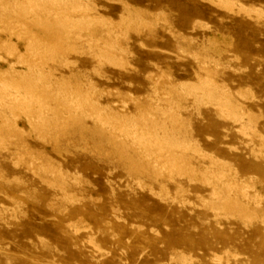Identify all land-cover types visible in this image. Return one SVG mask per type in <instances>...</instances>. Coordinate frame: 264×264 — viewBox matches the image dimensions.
<instances>
[{
	"label": "rangeland",
	"instance_id": "rangeland-1",
	"mask_svg": "<svg viewBox=\"0 0 264 264\" xmlns=\"http://www.w3.org/2000/svg\"><path fill=\"white\" fill-rule=\"evenodd\" d=\"M46 2L40 4V12L38 9L33 11L39 13L36 16L32 14L35 20H30L41 24L44 20L48 21L44 23L50 24L48 28L46 25L38 27L35 23L30 24L28 18L32 11L22 5L14 7L10 4L9 11L11 7L16 10V6L19 11L13 9L15 13L12 10L10 14H4L1 11L6 1L0 0V16L3 18L0 17L1 73L8 71L11 65L17 71H26V65L16 61V55L9 56L8 49L12 46L17 49V54L28 59L30 66H36H31V69L41 72V81L36 85L40 94L56 96V83L62 77L69 78L72 89L89 94L88 97L92 94L90 98L96 101V109L101 114H135L139 108L141 112H146L155 104L165 112L169 101L171 104L177 102L174 105L178 108L172 104V117L168 114L161 116V112L152 108V113L156 111L157 115L155 112L152 114L154 118L146 117L147 125L152 127L150 120L151 123L154 119L167 120V126L180 131L182 138L190 142L191 149L184 156L193 167L203 170L213 161L220 162L226 166L225 170H231L238 182L249 185V196L256 194L259 199L253 201V197H249L245 200L254 215L252 222L240 219L234 212H230L231 216L227 211H210L214 209L210 187L197 179L198 176L195 177L197 183L193 180V184L188 179L191 174L188 173V177L187 172H184L187 177L177 171L178 174L172 171V177L167 172L159 177L160 174L146 165L145 159L133 153V148L126 151L130 157L124 159L122 152L125 150L118 149L113 143L115 141L107 135L109 127L89 118L91 109H83L88 115H78L85 128L69 125V122L61 127L63 131L60 132V128L57 131H41L42 125H34V132L18 111L16 113H21V119L18 117L17 126L23 131L17 132L19 138H11L17 135L16 132H1L3 137L6 135V140H11L4 141L2 137L4 145L0 142V264H264V0H236L247 9L262 10V16L240 13L237 7L227 11L211 0H88L86 5L91 10L86 16L99 18L95 20L98 23L94 21L88 29L82 25L83 29L79 26L72 29L70 25L73 24L61 18L64 13L55 16L58 19L54 20L51 13L54 14L55 7ZM16 12L22 14L16 16L19 19L25 12L28 16L24 18L26 23L23 18L20 21L15 19ZM134 12L139 14L136 16ZM128 16L133 20L139 17L137 22L132 23L130 21L133 20L125 19ZM21 21L27 30L20 29ZM59 24L61 28L56 26ZM77 36L81 37L80 40ZM36 37H40L39 42L44 44L42 48L37 42V48L44 50L50 45L58 50L42 52L40 59H32L25 50L27 44L34 47L30 42ZM109 44L114 50L103 52ZM208 75L215 87L228 92L240 105L245 114L243 124L250 120L251 130L242 132L240 125L226 119L206 96L207 100L204 96L201 99V95H192L200 98L199 101L195 99V103L191 95L186 96L194 83V87L199 86L202 80L211 83L205 79ZM9 76H0V79H18L16 75ZM182 85H186V90ZM89 88L92 90L89 91ZM64 90L59 95L62 105L67 99L68 86ZM0 91L4 92L1 87ZM1 92L0 96L6 94ZM48 103L53 104L51 101ZM103 131L105 136L101 135ZM116 132L118 130L111 132L113 137ZM21 134L24 135L21 137ZM21 143L27 149H18ZM6 146L8 151L3 149ZM113 148H117L115 154ZM19 151L26 152L24 162L20 159L24 157L23 153ZM46 156L59 163L69 175L67 190L70 196L67 194L66 198H69L66 200H62L51 185L48 186L51 184L49 176L35 167L38 162L35 160L41 162ZM136 161L142 164L135 165ZM30 166L32 169H29ZM135 166L140 167V171ZM127 168V171L134 168L133 174L132 171L128 173ZM36 171L40 173L37 175ZM71 198L73 201H70Z\"/></svg>",
	"mask_w": 264,
	"mask_h": 264
},
{
	"label": "bare ground",
	"instance_id": "bare-ground-1",
	"mask_svg": "<svg viewBox=\"0 0 264 264\" xmlns=\"http://www.w3.org/2000/svg\"><path fill=\"white\" fill-rule=\"evenodd\" d=\"M6 1V5L3 7L0 8V10L2 9L1 12H3L4 14L6 12H10L14 9L13 7H11L12 10H8V8H10V4H12L13 6L14 5H22L23 8L25 6V9L27 8V10H30L32 11L29 12L31 13V17H32V14L33 15H39L38 12L36 13H33V11H35V9H40V4H43L44 1H47L46 3L51 4V7L54 8L55 7V11L54 14H52V16L55 18V16H57L58 14H63L64 13V16L61 17L64 19V21H68L70 23H72L73 25H70L73 28H77L76 26H79V28L83 29L84 27H86L87 29L92 26V24L94 23L95 20L99 19L98 16H96L97 18L95 17H91V16H86L88 15L87 13L90 12V10L88 9V5H86V3H88L87 1L88 0H23V1ZM213 4H215L216 6H218L219 8L220 7H223L225 8L227 11H233L234 8H238V11L243 12L245 14H249V13H255L257 14L258 16H262L263 15V12L262 10H254V9H247L245 6L243 5H240L241 3L240 2H236V0H211ZM209 2V1H208ZM240 3V4H239ZM1 4V3H0ZM45 4V3H44ZM89 4V3H88ZM91 4V3H90ZM18 6H16V10L15 11H19L18 10ZM40 6V7H39ZM92 6V5H91ZM15 7V6H14ZM20 7V6H19ZM93 7V6H92ZM46 9V7H44ZM90 8V7H89ZM236 8V9H237ZM44 9V12L47 10ZM49 9V7H48ZM128 9V8H127ZM13 10V13H15ZM23 10V9H22ZM54 10V9H52ZM51 10V11H52ZM131 10V9H130ZM21 11V10H20ZM24 11V10H23ZM22 11V12H23ZM48 11V10H47ZM125 11V10H123ZM237 11V12H238ZM26 12V11H25ZM25 12L23 13V19L22 21L24 20V18H27L25 16ZM40 12V11H39ZM42 12H43V9H42ZM66 12V13H65ZM129 12V11H128ZM137 12V11H136ZM17 13V12H16ZM20 14V12H18ZM17 13V15H14L15 16V19L17 20H21L19 19V17L17 18L16 16H18L19 14ZM49 15H50V12H48ZM133 13V12H132ZM4 14H1V15H4ZM85 14V15H84ZM92 14V13H91ZM126 14H127V10H126ZM125 14V15H126ZM134 14H139V13H135ZM12 15V13H11ZM22 15V14H20ZM19 15V16H20ZM27 15H28V12H27ZM46 14H44L45 16ZM77 15H80V16H77ZM84 15V16H83ZM141 15V14H140ZM139 15V16H140ZM48 16V15H47ZM59 16V15H58ZM123 16V15H122ZM127 16V15H126ZM130 16V15H129ZM128 17H125V19L129 18ZM135 16V15H134ZM133 16V18L135 19V17ZM138 16V17H139ZM1 17V16H0ZM4 17V16H3ZM29 17L28 19H33V17L31 18ZM38 17V16H37ZM138 17L136 19H138ZM142 17V16H140ZM144 17V16H143ZM147 17V16H146ZM2 18V17H1ZM36 18V17H34ZM58 19V17H56ZM56 18L54 20H56ZM60 18V17H59ZM3 19V18H2ZM10 19V18H9ZM14 19V17H13ZM14 19V20H15ZM38 19V18H37ZM47 19V18H46ZM63 19H62V22H63ZM121 19H124V18H121ZM130 20H133L131 18H129ZM128 19V20H129ZM133 20V21H130V22H137V20ZM141 19V18H140ZM12 20V19H11ZM10 20V21H11ZM43 20V18H42ZM51 20V19H50ZM101 20V19H100ZM157 20V19H156ZM155 20V21H156ZM3 21V20H2ZM16 21V20H15ZM17 21V22H19ZM21 21V22H22ZM28 21V20H26ZM38 21H40V19H38ZM53 21V19L51 20ZM108 21V20H107ZM107 21H105L104 23H106ZM123 21V20H122ZM153 21V20H152ZM25 22V20H24ZM36 21H34L33 23H35ZM42 22V21H40ZM45 22H48V21H43V23H35L38 27L39 26H45L46 25V28H48L50 26H48V24H44ZM96 23H98V21H95ZM103 22V21H102ZM128 22V21H126ZM143 22L142 20L140 21V23ZM11 23V22H10ZM26 23V22H25ZM31 20H30V24H31ZM32 23V24H33ZM51 23V22H50ZM67 23V22H66ZM68 23V24H70ZM113 23V22H112ZM111 23V24H112ZM123 22H121L122 24ZM125 23V22H124ZM149 22H147L148 24ZM154 23V22H153ZM15 24L17 25V23L15 22ZM29 25V23H27ZM34 24V26H35ZM44 24V25H43ZM56 22L53 24V26H55ZM66 24V25H68ZM117 24V23H116ZM120 24V23H119ZM120 24V25H121ZM136 24V23H135ZM142 24V23H141ZM152 25V23H150ZM156 24V23H155ZM14 24L12 23L11 26H13ZM61 24L59 25H56V26H59L60 27ZM65 25V26H66ZM84 26L83 28L81 27ZM145 25V23H144ZM32 26V25H31ZM96 26V25H95ZM143 26V25H142ZM140 26V27H142ZM149 26V25H147ZM155 26V25H153ZM2 27V25H1ZM6 27V26H5ZM18 27V26H17ZM19 27L20 29L22 28L24 30H27V26L22 22L19 24ZM18 27V28H19ZM52 27V26H51ZM62 28L63 27V23H62ZM60 27V28H61ZM67 27V26H66ZM117 27V26H116ZM136 27V26H135ZM151 27V26H150ZM43 28V27H41ZM45 28V27H44ZM43 28V29H44ZM78 28V29H79ZM113 28V27H112ZM118 28V27H117ZM122 28V27H121ZM156 28V27H155ZM14 29V28H13ZM38 29V28H36ZM70 29V30H72ZM92 29V28H91ZM120 29V28H118ZM144 29V28H143ZM7 30V29H6ZM29 30V29H28ZM53 30V29H52ZM57 30V29H56ZM61 30V29H60ZM66 30V29H65ZM117 30V29H116ZM115 30V31H116ZM43 31V30H42ZM81 31V30H80ZM87 31V30H86ZM48 32V31H47ZM53 32V31H52ZM70 32V31H69ZM1 33V32H0ZM17 33V32H16ZM21 33V32H20ZM19 33V34H20ZM28 33V32H26ZM51 33V32H50ZM62 33V32H61ZM86 33V32H85ZM119 33V32H118ZM57 34V33H56ZM55 34V35H56ZM63 34V33H62ZM66 34V33H65ZM64 34V36H65ZM90 34V33H89ZM133 34V33H132ZM10 35V33H9ZM18 35V34H17ZM32 35V34H31ZM41 35V34H39ZM59 35V34H58ZM93 35V34H92ZM91 35V36H92ZM57 36V35H56ZM61 36V35H60ZM91 36H89L88 38H90ZM30 37V36H29ZM63 37V36H62ZM61 37V38H62ZM67 37V36H65ZM27 38V37H26ZM31 39L33 37H30ZM37 39L33 40L32 42L30 43H33L34 44V47L31 45V44H27L26 46V52L27 55L31 56L32 59L36 58V57H41V53L42 52H50V53H53V50H58L57 48H52L50 45H49V48L46 47V49L44 48V50H42L41 48H37L36 46V43L39 42V39L40 37H36ZM39 38V39H38ZM68 38V37H67ZM76 38V37H75ZM77 38L80 40V38L77 36ZM76 38V39H77ZM16 39V38H15ZM53 39V38H52ZM60 39V38H59ZM84 39V38H83ZM10 40V39H9ZM42 40V39H41ZM40 40V41H41ZM58 40V38H57ZM62 40V39H60ZM65 40H68L65 38ZM64 40V41H65ZM98 40V39H96ZM53 41V40H52ZM78 41V40H77ZM208 41V40H207ZM5 42V41H4ZM3 42V44H4ZM28 42V41H27ZM47 41H45V46H47L46 44ZM58 42V41H56ZM55 42V43H56ZM61 42V41H60ZM59 42V43H60ZM63 42V41H62ZM88 42V41H87ZM97 42V41H96ZM1 43V42H0ZM29 43V42H28ZM41 47L43 46L44 47V44L42 45L41 42H39ZM39 43H38V46H39ZM43 43H44V40H43ZM69 43V41H68ZM85 43V42H84ZM61 44V43H60ZM59 44V45H60ZM66 44V42L64 43ZM36 45V46H35ZM52 45V44H51ZM62 45V44H61ZM86 45V43H85ZM9 46V44L7 45ZM6 46V47H7ZM11 46V45H10ZM67 46V45H66ZM88 46V45H87ZM211 46V45H210ZM215 46V44H214ZM42 47V48H43ZM58 47H61V46H58ZM69 47V46H67ZM66 47V48H67ZM80 47V46H78ZM97 47V46H96ZM105 47V46H104ZM116 47V46H115ZM204 47V46H203ZM94 48V46H93ZM99 48V47H98ZM8 49V48H7ZM65 49V48H64ZM89 49V48H88ZM96 49V48H95ZM61 50V48H60ZM69 51V49H67ZM70 50H72L70 48ZM105 51H113L114 48H113V45L112 44H109L106 46V49H103L102 51L104 52ZM66 51V50H65ZM120 51V50H119ZM204 51V50H203ZM75 52V51H74ZM93 52V51H92ZM205 52V51H204ZM17 49L13 48L12 46L9 47L8 49V54L9 56H15L17 57L16 61L18 60L19 63L21 64H24V66L26 65V71H17L15 70L12 65L9 66V70L8 71H5L4 73H1L0 72V76L3 77V76H9V75H16V77L18 76V79H12L13 77H11L10 80H1L0 79V87L2 89V91H4L6 94L4 96H0V138H1V143L3 142V139H5L4 136L1 134V132H3L2 130H6L7 131H12V132H22V129H19V127L17 126V120H19V115L22 113L23 117H24V121L27 123V125L30 127V130H33L34 132L36 131V127L34 128V125H42V128H41V131H57L59 128L60 130H58V132L60 131H63L61 130L63 126H65L66 124H69V122L71 124L69 125H72V124H75V125H81L82 128H85L86 125H84L83 121L81 120V117L78 116L79 114H81L83 116V114H87L88 113H85L83 112V109L85 108H88L89 110L91 109V112L92 114L89 116L90 119H92L93 122H98V123H101L102 125H105V126H108L109 128H107L108 130L107 131V135H109V139H112L114 140L115 142H113L115 144V146L118 148V149H121V150H125V152L121 151L124 155V159L125 157H130V153L129 152H126L128 149H131L133 148L135 150V152L133 151V153H137L139 154L140 157H142L143 159H145L146 161V165H149L151 166V169H153L154 172L158 173L159 177H161L164 172H167V174L169 173V175H171L172 177V174L174 173H177V172H180V173H184V172H187L186 174L188 175L189 177V174H191V176L188 178L190 179V181H192V184L195 182V177H199L197 179H200V181L202 183H204L205 185L209 186L210 187V195L212 197V200H208L209 202L211 201L212 205H213V208L214 209H210V211H214V212H228V213H236L237 216L240 217V219L242 218L244 221H247V220H252L254 218V215L252 214V211L249 210L247 204L245 203V200H248L249 197H253V201H255L254 199L258 200L259 197L258 195L255 194V196H249V194L247 193V189L250 188L248 187L249 185L244 183V182H238L236 180V177L233 176L231 174V170H225V165L222 166L220 164V162H217V161H213L211 164H209L210 166L209 167H206L204 168L203 170H197L195 167H193L187 160L184 156V153L189 151L191 149V144L190 142L184 140L182 138V135L179 134L178 131H176L174 128L170 127V126H167L166 124V121H162L158 119V121H155V119L153 120V122L151 123V120H150V125H152V127H149L147 125V121H146V117H151V118H154V114L156 111L157 112H161V116H164L166 114L169 115V117H172L171 116V113H172V110H173V107L175 106L174 104H177L172 102V105L171 102L169 101V107L166 108L167 110L165 112H163L161 109H159V106H157V104H155V107H152L154 108L155 112L152 113V108L150 110H146V112H141L140 108L138 110H136L135 114H132V113H126V112H122V113H110V114H101L100 111H97V103L94 99H91L92 98V94L90 95V97H88V95H86L84 92V95L83 96V93L80 92L78 89H72L71 88V83H69V78L68 79H64L61 77L60 81H58L56 83V85L58 86V91L56 93V96L54 97H51L49 95H46V94H40L39 91H38V88H36V85L37 83H39L41 81V72L37 69H31L32 67L34 66H30L29 65V62L27 61L28 59H24L23 56L24 55H19L17 54ZM90 53V52H89ZM107 53V52H106ZM195 53V52H194ZM43 54V53H42ZM73 54V53H72ZM112 54V53H111ZM196 54V53H195ZM204 54V53H203ZM57 55V54H56ZM119 55V54H118ZM97 56V54H96ZM101 56V54H100ZM106 56V55H105ZM186 56V55H185ZM104 57V56H103ZM102 57V58H103ZM109 57V56H108ZM114 57V56H113ZM190 57V56H189ZM196 57V56H195ZM199 57V56H198ZM197 57V58H198ZM29 58V57H28ZM45 58V57H43ZM98 58V56L96 57ZM111 58V57H110ZM109 58V59H110ZM201 58V57H200ZM205 58V57H203ZM202 58V59H203ZM40 59V58H39ZM2 60V59H1ZM31 60V59H30ZM38 60V59H37ZM48 60V59H47ZM66 60V59H65ZM100 60V59H99ZM197 60V59H196ZM205 60V59H204ZM209 60V58H208ZM212 60V59H211ZM21 61V62H20ZM32 61V60H31ZM36 61V60H35ZM54 61V60H53ZM64 61V60H63ZM111 60H109L110 62ZM117 61V60H115ZM210 61V60H209ZM213 61V60H212ZM211 61V62H212ZM55 62V61H54ZM104 62V61H103ZM119 62V61H118ZM200 62V61H199ZM206 62V61H205ZM45 63V62H44ZM113 63V62H111ZM115 63V62H114ZM197 63V62H196ZM207 63V62H206ZM40 64V63H39ZM46 64V63H45ZM70 64V63H69ZM117 65V62L115 63ZM215 64V63H214ZM201 65V63H199V66ZM217 65V63H216ZM39 66V65H38ZM203 66V65H202ZM206 66V65H205ZM36 67V66H35ZM34 67V68H35ZM125 67V66H124ZM208 67V65H207ZM225 67V66H224ZM42 68V67H41ZM123 68V67H122ZM223 68V67H222ZM205 69V68H204ZM203 69V70H204ZM43 70V69H42ZM200 70H201V67H200ZM202 70V71H203ZM218 70V69H217ZM216 70V71H217ZM123 71V70H122ZM206 71H208V74H209V70L206 69ZM212 72V71H211ZM126 73V72H125ZM215 74V72H212ZM151 75V74H150ZM207 75V74H206ZM210 75V74H209ZM205 76V79L209 82H211L210 80V76ZM62 76V75H61ZM149 76V75H148ZM10 77V76H9ZM160 77V76H159ZM167 77V76H166ZM197 77V76H196ZM210 77V78H208ZM7 78V77H5ZM56 78V77H54ZM148 79V78H147ZM204 79V78H203ZM162 80V78H161ZM200 80V79H198ZM197 80V81H198ZM204 81V84H201L203 83ZM158 82V81H157ZM156 82V83H157ZM169 82V81H168ZM201 83H198L199 86L197 87H194L193 85L195 84H190L192 85V87H189L190 90L188 91L187 90V93H186V96L189 95V97H191L192 95L193 96H200L201 97H207L209 98L208 100H210L211 102L213 101V103H210V104H213V106H215L216 110H218L223 116L225 115L227 118L226 119H230V121L234 122V124H239L240 125V130L243 132L244 130V133L245 131H249L251 130V125H250V120L246 123L243 124V118L245 117V114L242 112V108L240 107V105H238V103L233 100V98L228 95V92H224L222 91L221 89H219V87H215V83L212 84L211 83H208V82H205V80H202L200 81ZM154 83V84H156ZM207 83V84H206ZM201 84V85H200ZM212 84V86H211ZM158 85V84H157ZM189 85V84H188ZM188 85H187V89H188ZM189 85V86H190ZM197 85V84H196ZM195 85V86H196ZM207 85V86H206ZM43 86V85H42ZM41 86V87H42ZM66 86H68L69 90L67 91V95L65 93L66 96H67V99H66V102L64 105H62L59 100H60V97L59 95L62 93V90H64L66 88ZM89 87V84L87 85ZM92 85H90L91 87ZM184 88V90H186V85H182ZM63 87V88H62ZM212 87V88H211ZM223 87V86H222ZM45 88V87H44ZM49 88V87H47ZM181 88V86H180ZM176 89V87H175ZM44 90V89H43ZM92 90L89 88V91ZM182 90V89H181ZM45 91L46 88H45ZM65 91V90H64ZM152 91V90H151ZM173 91V90H172ZM183 91V90H182ZM1 92V91H0ZM4 92H1V93H4ZM42 92V91H41ZM51 92V91H50ZM53 92V90H52ZM88 92V91H86ZM157 92V91H156ZM240 92V91H239ZM45 93V92H44ZM153 93H154V89H153ZM171 93V92H170ZM174 93V92H173ZM177 93V92H176ZM180 93V92H179ZM185 93V91H184ZM48 94V93H47ZM62 94V95H63ZM175 94V93H174ZM183 94V93H182ZM230 94V93H229ZM52 95V94H51ZM185 95V94H183ZM182 95V96H183ZM191 95V96H190ZM129 96V95H128ZM127 96V97H128ZM157 96V94H156ZM155 96V97H156ZM165 96V95H164ZM167 96V95H166ZM165 96V97H166ZM176 96V95H175ZM179 96V95H177ZM192 96V98H194ZM240 96V95H239ZM245 96V94H244ZM131 97V96H130ZM154 97V96H153ZM162 97V95H161ZM163 97V98H165ZM173 97V96H172ZM205 97V98H206ZM243 97V96H242ZM64 98V97H62ZM179 98V97H178ZM181 98V97H180ZM200 98H194V102L199 101L198 99ZM206 98V100H207ZM154 99V98H153ZM153 99L151 101H153ZM160 98L158 97L157 100H159ZM166 99V98H165ZM163 99V100H165ZM170 100V97L168 98ZM196 99V100H195ZM202 99V98H201ZM204 99V98H203ZM247 99V98H246ZM252 99V98H251ZM64 101V99H62ZM155 100V99H154ZM48 101L50 102H53V104H50L48 103ZM156 101V100H155ZM161 101H162V98H161ZM160 101V102H161ZM168 101V100H167ZM159 102V104H160ZM163 102V101H162ZM64 103V102H63ZM150 103V102H149ZM155 103V102H154ZM153 103V104H154ZM180 103V102H179ZM185 103H186V100H185ZM207 104V103H206ZM192 105V104H191ZM150 107V106H149ZM176 108H178V105L175 106ZM195 107V106H194ZM212 107V106H211ZM17 108L14 112V109ZM138 108V107H137ZM160 108H161V105H160ZM164 107H162L163 109ZM5 110H8V112H5ZM20 109V110H19ZM59 109H62L61 111H59ZM149 109V108H148ZM175 109V108H174ZM183 109V108H182ZM159 110V111H158ZM18 111H21V113L18 115L16 112ZM157 112L155 113L157 115ZM174 112V111H173ZM18 115H16V114ZM19 113V112H18ZM153 114V115H152ZM248 114V113H247ZM60 115V117H59ZM21 116V115H20ZM86 116V115H85ZM221 116V115H220ZM244 116V117H243ZM249 116V115H247ZM19 117V118H18ZM159 117V116H158ZM178 117H181L178 115ZM79 118V119H78ZM150 118V119H151ZM21 119V118H20ZM171 119V118H170ZM168 119V120H170ZM247 119V118H246ZM149 121V119H148ZM172 121H173V118H172ZM176 121V119H175ZM168 122V121H167ZM187 122V121H185ZM184 122V123H185ZM231 122V123H232ZM171 123V122H170ZM182 123V124H184ZM10 124V125H8ZM174 124V123H173ZM176 124V122H175ZM174 124V125H175ZM180 125V126H184V125ZM236 124V125H237ZM171 125V124H170ZM189 125V124H188ZM173 126V125H171ZM76 127V126H75ZM78 127V126H77ZM176 127V126H175ZM189 127V126H188ZM72 128V127H71ZM105 129V127H104ZM178 129V127H177ZM180 129V128H179ZM189 129V128H188ZM40 130V129H39ZM101 130H103L101 128ZM116 132V136L113 137L112 136V133H114L115 131ZM175 130V131H174ZM67 131V130H66ZM114 131V132H113ZM11 132V133H12ZM33 132V133H34ZM65 132V131H64ZM112 132V133H111ZM40 133V132H39ZM120 135H118V134ZM4 134V133H3ZM6 134V133H5ZM10 134V132H9ZM8 134V135H9ZM25 134V133H24ZM23 134V135H24ZM45 134V133H44ZM43 134V135H44ZM49 134V132H48ZM50 134L52 135L53 132H50ZM122 134V135H121ZM2 135V136H1ZM7 135V137H8ZM13 133L10 135L12 136ZM21 134V137L23 136ZM47 135V134H46ZM101 135L105 136L106 135V132L104 133V131L101 133ZM243 135V134H242ZM9 136V137H10ZM15 136V137H14ZM18 136V133L17 135L14 134L11 138H17ZM50 136V135H49ZM3 137V139H2ZM48 137V136H46ZM11 138L9 139V141L11 140ZM19 138V137H18ZM50 138V137H48ZM8 139L4 140V141H8ZM23 139V138H22ZM19 139H17L18 141ZM47 140V138H46ZM51 140V139H50ZM59 140V139H58ZM57 140V141H58ZM261 140V138H260ZM22 141V140H21ZM45 141V140H44ZM263 141V140H262ZM111 141H109L110 143ZM0 143V144H1ZM4 143V142H3ZM2 143V144H3ZM9 144V143H7ZM22 145L21 146H18L21 150H25V148L27 149L26 145L24 143H21ZM111 144V143H110ZM113 144V145H114ZM4 145V144H3ZM11 145V144H10ZM113 145H110V146H113ZM16 146V145H15ZM113 146V147H115ZM11 147V146H10ZM117 148H113L115 150H113V154L114 151L117 150ZM5 151H8L7 149V146L5 148ZM180 149V152H177L176 150ZM14 150H17L16 148ZM179 151V150H178ZM194 151V150H193ZM197 151V150H196ZM195 151V153H196ZM21 153V151H19ZM24 152L23 151V156L24 157H21V161H23V159L25 158V155H24ZM118 152V151H117ZM21 153V154H22ZM26 153V152H25ZM41 154V152H39ZM38 153V154H39ZM43 153V152H42ZM132 153V154H133ZM19 154V153H18ZM38 154L35 156L37 157ZM257 154V153H256ZM120 155V156H122ZM20 156V155H19ZM119 156V155H118ZM138 156V157H139ZM202 156V155H201ZM28 158V156H26ZM33 157V158H35ZM41 157V156H39ZM205 157V156H203ZM202 157V158H203ZM123 158V156H122ZM127 158V160H128ZM26 159V158H25ZM38 159V158H36ZM142 159V160H143ZM28 160V159H27ZM27 160L25 161L26 164H27ZM131 160V159H130ZM206 160V159H205ZM30 161V159H29ZM35 161H38L37 164H36V168L37 170L39 169L40 171H42L45 174H47L49 176V179H51V184H48V186H52L51 188H54L55 191L59 192V195H60V198H62V200H66L69 198L70 194H68V185H67V173L64 172V170L62 169V167L60 166L59 163H55L51 158H48L46 156V159L45 160H41V162L39 160H35ZM32 164H34V162ZM212 161V159H211ZM24 162V161H23ZM32 162V161H31ZM125 162V161H124ZM209 162V161H208ZM29 163V162H28ZM127 164V163H126ZM135 165H139V164H142L141 162H137L134 163ZM23 165V164H22ZM31 165V163L29 164ZM34 166V165H33ZM32 166V167H33ZM140 166V165H139ZM147 166V167H149ZM35 167L33 169V171L35 170ZM128 167H131L129 166L128 164ZM136 167V170L140 171V167L138 166H135ZM144 166L142 165V168ZM25 168V167H24ZM31 168V166L29 167V169ZM138 168V169H137ZM26 169H27V166H26ZM32 169V168H31ZM132 169V168H131ZM129 170V171H132V170ZM145 169V168H144ZM128 170V168L126 169V171ZM31 171V170H29ZM32 171V172H33ZM129 171H127L128 173H130ZM133 171H134V168H133ZM133 171L131 172L133 174ZM145 171V170H144ZM174 173H173V172ZM177 171V172H176ZM39 172V171H38ZM147 172V171H146ZM34 173V172H33ZM37 173V171L35 172ZM40 173V172H39ZM37 173V175L39 174ZM127 173V174H128ZM189 173V174H188ZM235 173V172H234ZM142 174V173H141ZM166 174V173H165ZM178 174V173H177ZM185 174V173H184ZM185 174V177H187ZM168 175V176H169ZM46 176V175H45ZM167 176V178L169 179V177ZM182 176V174L180 175ZM156 178H158V176L156 175L155 176ZM170 177V178H171ZM72 178V177H70ZM129 178V177H128ZM174 178V177H173ZM44 180V178H42ZM48 179V180H49ZM79 179V178H78ZM131 179V178H130ZM160 179V178H159ZM47 180V178H46ZM45 180V181H46ZM170 180V179H169ZM169 180H166V181H169ZM194 180V182H193ZM53 181V182H52ZM140 181V180H138ZM171 181H172V178H171ZM48 182V181H47ZM189 182V181H188ZM46 183V182H45ZM71 184L75 183L72 181H70ZM68 183V184H70ZM77 183V182H76ZM139 183V182H138ZM197 183V182H195ZM200 183V182H199ZM201 183V185H202ZM251 183V182H250ZM137 184V183H136ZM191 184V183H190ZM140 185V184H139ZM163 186V185H162ZM178 186V185H177ZM137 187V185H136ZM139 187V186H138ZM145 187V186H144ZM148 187V186H147ZM141 188V187H140ZM208 188V187H207ZM68 189V190H67ZM138 189V188H137ZM145 189V188H144ZM142 190V189H140ZM162 190V189H161ZM249 190V189H248ZM149 191V190H148ZM178 191V190H177ZM251 191V190H250ZM163 192V191H162ZM165 192H168V191H165ZM67 194L69 195L68 198H66ZM152 194V193H151ZM161 194V193H160ZM154 195V194H153ZM158 195V194H156ZM209 195V194H208ZM155 197V196H154ZM159 197V196H158ZM166 197V196H165ZM164 197V199H165ZM209 197V198H211ZM66 198V199H65ZM198 198V197H197ZM200 198V197H199ZM207 197V199H209ZM168 200V199H167ZM244 200V201H243ZM68 201V200H67ZM70 201H73L72 198ZM174 201V200H173ZM206 201V200H205ZM251 201V200H250ZM204 202V201H203ZM205 204V203H204ZM204 204L203 207H204ZM250 204V203H249ZM201 205V204H200ZM256 206V205H255ZM202 207V208H203ZM212 207V206H210ZM257 207V206H256ZM205 210V209H204ZM213 212V213H214ZM212 213V214H213ZM230 213V215H231ZM217 214V213H216ZM224 216V215H223ZM233 216V215H231ZM214 217V216H213ZM230 218V217H229ZM252 222V221H251ZM250 224V223H249ZM90 231V229H89ZM77 233V232H76ZM152 233V232H151ZM74 235V234H73ZM157 235V234H156ZM92 243V242H90ZM225 256V255H224ZM216 258V256H215ZM218 259H221V258H218ZM185 260H182V262H184ZM215 261V259L213 260ZM220 261V260H219ZM227 261V260H226ZM174 263V261H173ZM226 264L228 262H225ZM189 264V263H188Z\"/></svg>",
	"mask_w": 264,
	"mask_h": 264
}]
</instances>
